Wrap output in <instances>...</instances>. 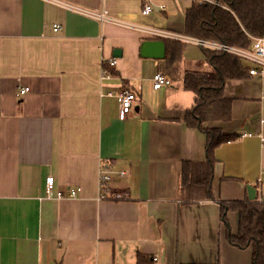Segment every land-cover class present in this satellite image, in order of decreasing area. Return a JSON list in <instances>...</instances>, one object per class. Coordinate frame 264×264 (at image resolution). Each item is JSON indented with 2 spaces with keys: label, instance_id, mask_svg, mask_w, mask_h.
Returning <instances> with one entry per match:
<instances>
[{
  "label": "crops",
  "instance_id": "crops-1",
  "mask_svg": "<svg viewBox=\"0 0 264 264\" xmlns=\"http://www.w3.org/2000/svg\"><path fill=\"white\" fill-rule=\"evenodd\" d=\"M149 1L164 8L143 15ZM195 1L213 0H0V264H137L138 254L142 264L252 263L250 247L224 243L218 204L248 200L258 179L264 190V79L226 80L230 120L211 126L234 138L214 150L212 199L187 202L181 163L205 160L206 136L184 122L194 95L182 78L211 71L203 49L182 43L169 67L168 38L67 7L185 35ZM150 41L164 43L162 59L141 55ZM101 59H115L103 79ZM156 73L171 84L154 90ZM123 90L135 101L117 122ZM48 176L56 190L80 189L77 198L46 197ZM227 218L235 233L237 214Z\"/></svg>",
  "mask_w": 264,
  "mask_h": 264
},
{
  "label": "trees",
  "instance_id": "trees-1",
  "mask_svg": "<svg viewBox=\"0 0 264 264\" xmlns=\"http://www.w3.org/2000/svg\"><path fill=\"white\" fill-rule=\"evenodd\" d=\"M184 32L190 38L246 48L251 38L264 34V0H213L195 1L185 11ZM167 54L164 62L169 67L180 61L182 43L166 39ZM203 49V55L211 66L210 72H185L184 89L192 92L194 103L185 111L184 122L206 136L204 161H186L180 167V194L187 202L211 200L210 177L215 157L214 150L234 135L223 134L211 124L230 120L231 102L224 94L226 80L241 77L246 68L240 60L228 53ZM113 195L120 193L113 192ZM219 219L224 226L225 239L239 250L251 248L252 263L264 264V203L253 201L221 202ZM237 214V231L230 230L227 215ZM138 254L137 264H142Z\"/></svg>",
  "mask_w": 264,
  "mask_h": 264
},
{
  "label": "built area",
  "instance_id": "built-area-1",
  "mask_svg": "<svg viewBox=\"0 0 264 264\" xmlns=\"http://www.w3.org/2000/svg\"><path fill=\"white\" fill-rule=\"evenodd\" d=\"M67 6V5H66ZM74 9L73 11L84 13L93 17L94 19L98 20L101 23L107 24H114L121 27H127L129 29H136L145 33L146 35L155 38V37H162L168 39H175L181 41L183 43H189L196 45L200 48L210 49L214 51L224 52L231 54L237 57L243 64L246 66L247 74L252 78L257 79H264V34L260 37L251 38L250 44L246 48H237L228 46L222 43L208 41L203 39H195L190 38L184 34H175V33H167L158 29L152 28H144L138 27L132 24L123 23L112 18L107 12L101 11L97 13H91L87 11H83L76 7H70ZM164 7L156 6L151 1L147 2L143 6L142 14L147 15L153 10H162ZM58 30V26L53 27V31L56 32ZM115 66V59H101V79L108 77L107 69L113 68ZM152 87L154 90H159L164 86H169L171 84V80L161 74L156 73L152 78ZM29 90L28 88H20L18 93L24 95ZM137 92H141V88L138 85ZM119 99V114L118 117L115 119L117 122H122L126 117L130 114L133 102L135 101V94L132 91L123 90L118 95ZM103 165L100 167L99 171V188L100 190H104L107 192L108 185L111 183L112 175L111 173L106 172ZM118 176L125 175L124 171L117 172ZM256 201L264 203V190L261 186V179H258L256 182ZM80 189L68 188L65 192L59 191L55 189V181L52 176H48L45 179V195L48 198H54L57 200L60 199H75L79 194ZM119 198V196H117Z\"/></svg>",
  "mask_w": 264,
  "mask_h": 264
},
{
  "label": "water",
  "instance_id": "water-1",
  "mask_svg": "<svg viewBox=\"0 0 264 264\" xmlns=\"http://www.w3.org/2000/svg\"><path fill=\"white\" fill-rule=\"evenodd\" d=\"M149 49L156 51V53H149ZM158 49L160 50V53H158ZM141 55L142 56H150L157 59H162L164 57V43L162 41H150L145 42L144 45L141 48ZM247 199L249 201H253L256 199L255 189L253 187L247 188Z\"/></svg>",
  "mask_w": 264,
  "mask_h": 264
},
{
  "label": "rangeland",
  "instance_id": "rangeland-1",
  "mask_svg": "<svg viewBox=\"0 0 264 264\" xmlns=\"http://www.w3.org/2000/svg\"><path fill=\"white\" fill-rule=\"evenodd\" d=\"M195 46H196V45H195ZM208 50H209V49H208ZM223 239H224V241H225L224 243L226 244V243H227V241H226V239H225V237H224V236H223Z\"/></svg>",
  "mask_w": 264,
  "mask_h": 264
}]
</instances>
